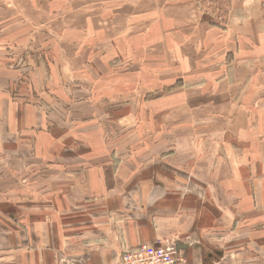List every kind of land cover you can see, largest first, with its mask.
Segmentation results:
<instances>
[{
    "label": "rangeland",
    "instance_id": "obj_1",
    "mask_svg": "<svg viewBox=\"0 0 264 264\" xmlns=\"http://www.w3.org/2000/svg\"><path fill=\"white\" fill-rule=\"evenodd\" d=\"M168 4V0H0V264H82L63 256L61 248H70V236L55 249L45 245L43 235L55 238L61 227L73 229L75 215L62 211H85L86 201L99 204L87 192L81 201H73V195L83 191L74 174L93 177L105 162L107 168L131 171L130 177L114 174V182L125 184V191L107 193V211L115 198L133 199L125 204L129 207L122 214L125 220L126 213L132 211L131 218L139 209L137 205L152 208L156 191L163 201L181 202L197 193L199 201L219 203L223 218L238 223L235 231L213 236L201 252L205 260L228 257L232 243L243 248L248 233L264 238V224L256 222L264 219L263 182L245 183L237 173L225 172L218 160L211 161L214 147L234 142L224 136L221 111L215 105L209 103L204 114L211 123L209 139L202 140L203 146L188 140L186 153L180 151L178 139L200 137L195 123L200 114L194 110L187 114L182 106L187 57L178 45L173 57L167 54ZM180 15L173 29L183 26ZM169 100L175 107L155 110ZM184 161L189 169L183 167ZM248 171L244 168L242 175ZM235 184L246 189V197L226 195ZM133 185H138L134 191ZM172 185L176 191L169 189ZM247 200L248 215L241 213L248 210L242 206ZM88 217L86 224L92 221ZM41 226L48 232L41 235ZM211 227L216 231L215 224ZM259 247L251 264H264V248ZM48 256L52 263H46Z\"/></svg>",
    "mask_w": 264,
    "mask_h": 264
},
{
    "label": "crops",
    "instance_id": "obj_2",
    "mask_svg": "<svg viewBox=\"0 0 264 264\" xmlns=\"http://www.w3.org/2000/svg\"><path fill=\"white\" fill-rule=\"evenodd\" d=\"M168 1L167 54L173 57L177 45L184 49L187 59L184 76L181 78L188 82L183 85L182 106L187 114L192 110L200 114L195 122L199 124L200 137L187 135L178 139L182 144L180 151L186 153L188 140L196 139L203 146L202 140L209 139L206 133H210L207 128L211 123L204 114H207L209 103H212L217 111H221L224 136L234 142L230 146L221 145L217 149L214 147L211 153L214 158L211 161L218 160L225 172L231 170L237 173L245 183L262 181L264 205V0H190L187 5H180L183 0L180 3ZM208 1L210 3L204 4ZM178 15L184 19L179 30L173 29ZM172 32L181 34L172 35ZM154 60L156 59L152 61ZM170 107H175V104H171L169 100L155 107V110H169ZM216 131H220V127ZM169 142L173 143V140L170 139ZM259 144L262 150L259 149ZM183 167L189 169L190 165L184 161ZM244 168L249 170L248 175H242ZM118 172L125 177L131 175L130 169L107 168V162L93 177L85 173H75L74 176L83 191L78 190L73 195V201H81L84 198L83 192H87L92 193L99 204L89 205L86 201L88 206L85 211L81 212L77 208L62 211L67 215H75L76 224L73 229L61 227L60 231H55V238H52L54 234H45L48 230L41 226V235L45 234V245H53L58 249L64 238L70 236V248H61L63 256H67V260L74 259L82 264H118L124 252L141 245L155 244L165 238L179 239L178 245L187 264H251L254 255L260 254L256 247L264 248V238L257 239L255 235L252 237L248 233V239L241 244L243 248H237L238 244L232 243L228 257H218L217 262L211 257L205 260L201 252L207 249L213 236L217 239L229 229L235 231L234 224L238 222L224 219L222 213H219V203L199 201L197 193L194 198L189 195L179 202L177 199L159 200L162 195L160 191H156L152 204H149L152 208H148L147 203L137 205L139 209L135 210L131 218L132 211L126 213L127 220L122 218V214L129 209L125 207L126 203H134L132 198H115L111 203L112 208L107 211V193L116 188L125 191V184L113 180L114 174ZM137 186L133 185L130 190L134 191ZM175 186L169 189L176 191ZM153 187L156 186H152L149 197L154 192ZM189 188L192 193V187ZM139 190L144 192L143 187H139ZM231 193L238 194L240 198L247 195L246 189L237 184L226 191L228 197ZM242 204L248 210L241 213L250 214V201H243ZM145 213H149L150 217ZM86 216L92 219L87 224L84 222ZM256 222L264 224V219L259 218ZM212 224L216 226L214 232H211ZM224 224L227 226L224 227ZM230 225L231 228L225 231ZM46 259V263L53 262L52 256Z\"/></svg>",
    "mask_w": 264,
    "mask_h": 264
},
{
    "label": "built area",
    "instance_id": "obj_3",
    "mask_svg": "<svg viewBox=\"0 0 264 264\" xmlns=\"http://www.w3.org/2000/svg\"><path fill=\"white\" fill-rule=\"evenodd\" d=\"M118 264H187L178 241L160 239L152 245H141L123 253Z\"/></svg>",
    "mask_w": 264,
    "mask_h": 264
}]
</instances>
